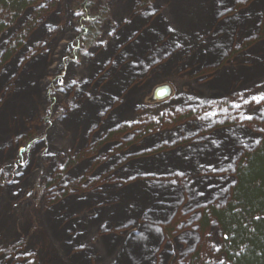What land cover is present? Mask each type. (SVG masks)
<instances>
[{"label": "rangeland", "instance_id": "1", "mask_svg": "<svg viewBox=\"0 0 264 264\" xmlns=\"http://www.w3.org/2000/svg\"><path fill=\"white\" fill-rule=\"evenodd\" d=\"M35 1L0 13V264L225 261L202 217L264 142V0Z\"/></svg>", "mask_w": 264, "mask_h": 264}, {"label": "trees", "instance_id": "2", "mask_svg": "<svg viewBox=\"0 0 264 264\" xmlns=\"http://www.w3.org/2000/svg\"><path fill=\"white\" fill-rule=\"evenodd\" d=\"M34 1L0 0V13L7 18L24 4L30 6ZM81 7L90 11V0H84ZM88 16L95 17L91 13ZM81 36L82 33L77 36L78 43L85 42ZM237 175L238 181L229 203L209 206L203 214L202 225L207 226L211 219H217L223 228L222 251L226 258L220 264H264V142L244 156ZM186 264L209 263L195 251Z\"/></svg>", "mask_w": 264, "mask_h": 264}, {"label": "bare ground", "instance_id": "3", "mask_svg": "<svg viewBox=\"0 0 264 264\" xmlns=\"http://www.w3.org/2000/svg\"><path fill=\"white\" fill-rule=\"evenodd\" d=\"M18 100H19V98H18ZM13 103V102H12ZM15 103H21V101H19V102H15ZM15 103H13V105H15ZM16 106V105H15ZM115 118V117H114ZM106 126H111V124L110 123H107V125ZM217 137L218 138H220V135H217ZM218 138H216L217 139V142L220 144V145H223V144H227V142H228V140H229V136L228 135H226V137L224 136L223 137V139H218ZM228 138V139H227ZM237 138H235V140H236ZM238 140H236V142H237ZM222 142V143H221ZM214 144H216V143H210L209 144V147L208 148H205V150H208L209 152H211V151H215V150H217V148H216V146L214 145ZM218 146V145H217ZM194 152V151H193ZM213 154V153H212ZM196 194L193 192V196H195ZM158 199H163V197L161 196V198H158ZM197 200H199L197 197H194V200L193 201H197Z\"/></svg>", "mask_w": 264, "mask_h": 264}, {"label": "water", "instance_id": "4", "mask_svg": "<svg viewBox=\"0 0 264 264\" xmlns=\"http://www.w3.org/2000/svg\"><path fill=\"white\" fill-rule=\"evenodd\" d=\"M165 86L168 89L167 93L165 95H163V96L156 95L157 90L158 89H161V88H164ZM172 92H173V90H172V86L171 85H169V84H161V85H158L153 90L152 99L153 100H163V99H166V98H168L172 94Z\"/></svg>", "mask_w": 264, "mask_h": 264}, {"label": "snow or ice", "instance_id": "5", "mask_svg": "<svg viewBox=\"0 0 264 264\" xmlns=\"http://www.w3.org/2000/svg\"><path fill=\"white\" fill-rule=\"evenodd\" d=\"M168 89L167 87L165 86L164 88H161V89H158L157 92H156V95L158 96H163L167 93ZM253 99H256L255 97H253ZM260 99L264 100V97H261ZM237 107H239V105H237ZM247 119H252L251 116L247 117ZM261 131H264V129H262ZM259 141H257L258 143ZM179 175H183V173H179Z\"/></svg>", "mask_w": 264, "mask_h": 264}]
</instances>
